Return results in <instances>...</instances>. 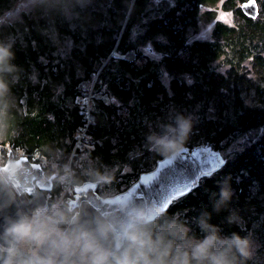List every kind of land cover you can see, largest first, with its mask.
I'll return each instance as SVG.
<instances>
[{"label":"trees","instance_id":"16d2710c","mask_svg":"<svg viewBox=\"0 0 264 264\" xmlns=\"http://www.w3.org/2000/svg\"><path fill=\"white\" fill-rule=\"evenodd\" d=\"M16 1L0 0V18ZM217 1L178 0L177 8L152 18L147 37L162 35L167 41L154 42L162 53L160 61L146 60L143 64L124 56L135 50L130 31L143 14H150L146 10L149 0H88L86 6H76L70 16L31 8L14 20L0 23V41L12 43L13 63L21 70L11 87L15 108L7 130L0 132V146L53 157L44 148L52 140L61 154L56 159L66 162L83 125L75 104L80 85L97 76L95 92L111 96L121 105L102 100L96 107L92 105L96 122L90 134L98 142L85 154L101 171L118 165L111 182L104 186L119 193L163 158L150 148V132L159 133L176 114L191 117L192 129L184 147L204 146L222 154L224 163L217 172L201 177L192 192L177 198L166 211L191 222L206 210L212 213L210 223L218 225L223 235L251 234L259 244L257 264H262L264 0H256V18L236 9L238 20L229 24V29L225 23H217L211 40L188 42L187 28L195 25L198 4ZM223 3L226 12V0ZM235 5L236 0H229V10ZM104 59L108 64L100 69ZM217 61L219 66H227L225 72L214 67ZM163 70L172 77L169 87L161 81ZM186 75L191 82L185 80ZM121 110L127 113L121 114ZM250 132L255 136L239 146L238 138ZM226 179L232 199L228 209L215 213L212 197L216 194L218 199ZM60 192L49 191L52 198L59 197ZM230 210L243 218L244 231L226 222ZM191 226L197 236L202 235L194 223Z\"/></svg>","mask_w":264,"mask_h":264},{"label":"clouds","instance_id":"9594fccd","mask_svg":"<svg viewBox=\"0 0 264 264\" xmlns=\"http://www.w3.org/2000/svg\"><path fill=\"white\" fill-rule=\"evenodd\" d=\"M88 0H31L41 12L60 11L66 16ZM12 43L0 41V132L7 130L15 100L11 87L20 69L13 63ZM192 129L191 117L176 114L173 122L150 132L147 142L159 155L177 158ZM55 165V166H53ZM78 165V167H77ZM38 172L13 159L6 169L0 164V264H257L258 246L251 234L223 235L210 223L212 213L202 211L191 222L168 215L157 202L126 197L110 206L99 201L93 207L82 199L48 198L57 190L68 192L84 183L103 187L112 180L87 154L77 161L54 159ZM51 185L49 189L48 186ZM43 186L45 193L28 196L25 187ZM232 189L226 179L213 212L228 209ZM244 231L239 213L225 218ZM202 235L197 236L192 224Z\"/></svg>","mask_w":264,"mask_h":264},{"label":"water","instance_id":"95a60500","mask_svg":"<svg viewBox=\"0 0 264 264\" xmlns=\"http://www.w3.org/2000/svg\"><path fill=\"white\" fill-rule=\"evenodd\" d=\"M241 10L247 17L256 18L259 13L258 3L256 0H247L242 3ZM14 158L13 153H7L4 169ZM15 159L38 172H44L39 164L31 162L26 157ZM223 163L219 153L206 151L204 146L184 147L177 158L163 157L159 159L151 171L141 173L137 180L123 192L102 197L98 194L97 185L84 183L75 188L74 197L68 200L73 204H78L82 199H87V203L95 207L97 201L110 206L116 200L131 196L137 201L157 202L167 210L177 198L192 192L202 176H209L217 172ZM48 188L50 189L51 185ZM22 192L30 197L39 196L45 193V189L43 186L25 187Z\"/></svg>","mask_w":264,"mask_h":264},{"label":"rangeland","instance_id":"374dc122","mask_svg":"<svg viewBox=\"0 0 264 264\" xmlns=\"http://www.w3.org/2000/svg\"><path fill=\"white\" fill-rule=\"evenodd\" d=\"M223 1L224 0L222 1L219 0L217 2H202L198 4V10L196 12V17L194 18L195 25H192L187 28L186 33H187L188 42L194 41V40H206V41L211 40L214 30L216 28V24L217 23H228L227 14L223 10V4H224ZM177 4H178V0H149V4L146 10L147 11L149 10L150 14H147L148 12L146 14H143L141 21H138L136 24H134L130 31V43L135 47V50L125 54L124 58L126 60L137 61L140 64H143L146 60L155 61V62H157L158 60L160 61L162 57V53L156 49L154 42L156 41V42L165 43L167 39L165 36H162V35L156 36L154 39L148 38L146 28L152 18L159 17L160 14L162 15V12L167 9L177 8L178 7ZM241 5H242V1L236 0V5L234 6V8L229 10V24L233 25L235 21L238 20V18L236 17L235 10L241 8ZM31 8H32L31 0H17L15 3H13L10 9H8L6 12H4L1 15L0 23L6 22L7 20H14L18 18V16L23 10L30 11ZM136 55H138V57H136ZM139 55H141L140 58H139ZM115 56H117V53L114 54V57ZM101 62L102 63H101L100 69L105 64H108L107 59H104ZM219 64H220V61L215 62L214 67L222 73L225 72L227 66L223 64L219 66ZM245 65L249 67V64L245 63ZM160 78H161L162 83L165 86L169 87L171 78H172L169 72L163 70ZM184 78L187 82H191V79L188 75L184 76ZM108 97H109V101L106 103L109 104L110 102H113L117 104L118 106L121 105L118 100L112 99L111 96H108ZM120 112L121 114L127 113L125 110H121ZM254 136H255V132H250L238 138L237 142L239 143V146H242L248 142L249 138L254 137ZM61 142H64L66 144L68 140L62 139ZM48 143L47 145L44 146V148L47 151H49L51 155H53L52 158L54 159L58 158L59 153L56 151V147H55L56 142H53L52 140H50ZM205 150L212 151L211 149H208L206 147H205ZM117 167L118 165H114L112 167L104 168L103 171L107 170L112 174L116 170ZM125 170H128V167H125ZM97 189H98L97 190L98 194L102 197H109V196H113L118 193L117 190L112 189L111 186L98 187ZM254 241H256V239H254ZM256 244L259 247V244L257 242ZM261 263L264 264V250L261 256Z\"/></svg>","mask_w":264,"mask_h":264},{"label":"built area","instance_id":"2783aa9c","mask_svg":"<svg viewBox=\"0 0 264 264\" xmlns=\"http://www.w3.org/2000/svg\"><path fill=\"white\" fill-rule=\"evenodd\" d=\"M97 76L94 77L92 81H85L80 85V94L75 99V103L79 106L80 113L83 116V125L77 131L75 136V141L73 144L72 152L69 159L75 162L76 157L81 154L87 153L89 150H92L96 143L98 142L90 134V127L95 124L96 118L92 112V103L94 100H102L108 102V96L102 93L95 92L94 84ZM84 85V86H83ZM13 153L16 158L26 157L31 162L37 163L41 168L46 171L48 169L44 168V162H51L54 160L52 157H45L38 152L28 153L27 151L21 148H14L13 146L6 145L0 146V164L4 165L6 161L5 153ZM55 166V165H53ZM75 195V188L68 192H60L61 198L72 199ZM48 198H52L51 193H47Z\"/></svg>","mask_w":264,"mask_h":264},{"label":"flooded vegetation","instance_id":"af4514ba","mask_svg":"<svg viewBox=\"0 0 264 264\" xmlns=\"http://www.w3.org/2000/svg\"><path fill=\"white\" fill-rule=\"evenodd\" d=\"M226 2H227V10H226V14H227V17H228V23H225L226 24V26H227V28L229 29V0H226ZM239 10L242 12V14L244 15V16H246L244 13H243V11L241 10V8H239ZM247 17V16H246ZM250 18V17H249Z\"/></svg>","mask_w":264,"mask_h":264},{"label":"crops","instance_id":"0c3cea01","mask_svg":"<svg viewBox=\"0 0 264 264\" xmlns=\"http://www.w3.org/2000/svg\"><path fill=\"white\" fill-rule=\"evenodd\" d=\"M100 102H102V101H100V100H94L93 103H92V105H93L94 107H96ZM60 156H61V154L59 153L58 158H59Z\"/></svg>","mask_w":264,"mask_h":264},{"label":"bare ground","instance_id":"6f19581e","mask_svg":"<svg viewBox=\"0 0 264 264\" xmlns=\"http://www.w3.org/2000/svg\"><path fill=\"white\" fill-rule=\"evenodd\" d=\"M216 1V0H215ZM148 4V3H147ZM240 16V15H239ZM243 17V16H242ZM244 19V18H243ZM115 54V53H114ZM128 56V55H127ZM126 56V57H127ZM129 57H131V56H129ZM47 73V72H46ZM78 94H79V92H78ZM76 104V103H75ZM80 110V109H79ZM80 113V112H79ZM81 114V113H80ZM217 153V152H216ZM224 153V152H223ZM225 154V153H224ZM80 155V154H79ZM222 155V154H221ZM6 157H7V155H6ZM16 158V157H15ZM223 158V157H222ZM225 159V158H224ZM67 160V159H66ZM203 177V176H202Z\"/></svg>","mask_w":264,"mask_h":264}]
</instances>
